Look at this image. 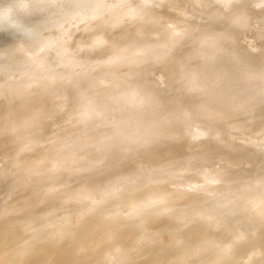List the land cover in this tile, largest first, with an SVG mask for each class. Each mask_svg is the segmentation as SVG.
<instances>
[{
	"label": "water",
	"instance_id": "water-1",
	"mask_svg": "<svg viewBox=\"0 0 264 264\" xmlns=\"http://www.w3.org/2000/svg\"><path fill=\"white\" fill-rule=\"evenodd\" d=\"M29 3L0 29V264H264V0Z\"/></svg>",
	"mask_w": 264,
	"mask_h": 264
},
{
	"label": "clouds",
	"instance_id": "clouds-1",
	"mask_svg": "<svg viewBox=\"0 0 264 264\" xmlns=\"http://www.w3.org/2000/svg\"><path fill=\"white\" fill-rule=\"evenodd\" d=\"M28 15H31L29 0H11L9 3L0 0V29L5 26L10 29H24L26 26L20 17Z\"/></svg>",
	"mask_w": 264,
	"mask_h": 264
}]
</instances>
